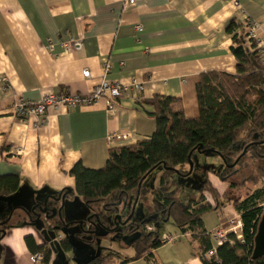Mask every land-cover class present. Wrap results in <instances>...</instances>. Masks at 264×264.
Instances as JSON below:
<instances>
[{
	"label": "crops",
	"instance_id": "obj_1",
	"mask_svg": "<svg viewBox=\"0 0 264 264\" xmlns=\"http://www.w3.org/2000/svg\"><path fill=\"white\" fill-rule=\"evenodd\" d=\"M126 1L0 0V175L19 177L14 193L0 195V222L10 211L11 217L15 215L0 237V264H36L30 259L25 237L31 236L36 245L50 247L39 227L48 224L55 228L58 223L47 220L37 225L31 210L38 213V206L45 200L48 209L59 207L60 202L52 197L66 188L70 190L66 191L64 205L72 203L69 199L75 200V196L81 200L69 174L75 163L100 168L109 148L131 145L151 135L155 127L149 103L152 97H176L187 119L199 115L195 88L201 73H235L232 40L226 32L231 19L242 22L249 17L260 25L259 32L264 30V0H134L125 9ZM70 39L75 44L69 49ZM106 64L110 66L107 71ZM84 69L89 70L88 78L82 74ZM102 79L120 84L137 79L143 89H133L115 99L113 112L100 98L89 105L50 107L42 116L13 113L12 105L18 100L38 102L47 92L87 95ZM41 118L45 119L43 124L39 123ZM207 178L218 197L213 205L205 193L214 208L203 215L205 229L221 227L237 232L227 224L229 218L238 215L229 204L225 206L229 216L221 212V222L207 225L206 218L219 210V198L229 187L220 175L210 172ZM150 195L143 201V208L147 202L157 208ZM129 199L133 202L132 197ZM82 209L85 212L75 219L92 213L89 217L94 221V215L101 212H94L100 205L91 211ZM67 219L73 221L65 216L63 221ZM177 231L180 234L174 235L195 244L164 242L149 255L131 260L132 240L128 245L120 238L118 243L103 240L107 250L98 253L94 249L87 262L98 264L97 256L112 254L108 264H202L198 242L189 232ZM64 239L69 242L68 249L63 248ZM54 240L69 264L79 263L68 237L59 231ZM75 244L97 246L93 239H80ZM54 248L48 262L39 264H54L58 252Z\"/></svg>",
	"mask_w": 264,
	"mask_h": 264
},
{
	"label": "trees",
	"instance_id": "obj_2",
	"mask_svg": "<svg viewBox=\"0 0 264 264\" xmlns=\"http://www.w3.org/2000/svg\"><path fill=\"white\" fill-rule=\"evenodd\" d=\"M226 32L232 40L230 52L236 62L235 73H201L195 88L199 109L196 118L184 116L180 99L156 95L149 100L155 123L151 135L131 145L109 148L100 168H87L77 162L69 170L81 200L87 205L102 204L98 218L103 225L108 221L107 214L122 207L129 197L133 202L136 200V206L146 200L148 193L152 194L153 203L160 207L151 206L135 220L133 231L138 233L130 243L134 249L131 260L144 253L149 255L151 249L163 243L160 227L170 219L174 226L183 233L190 232L191 238L198 242L202 264H264V256L251 258L257 225L264 213V184L244 198L233 200L232 206L240 217L241 239L236 237V232L227 233V238L233 242L219 245L211 257L205 256L211 248V240L203 215L214 209L206 201L205 193L216 199V189L206 177L199 183L197 195L184 201L177 200L170 191L175 184L173 174L186 176L191 173L189 168H181L189 165L188 159L195 152H215L221 156L225 167L219 175L230 188L242 187L248 181L255 184L254 179L264 178V68L257 53L250 50L253 43L245 44L243 21L231 19ZM246 159L254 162L255 173L251 172L238 184L233 178L246 163L248 165ZM158 167H161L158 184L152 188L145 184V178ZM18 187V175H0V195L12 194ZM63 193L66 194V189ZM159 213L164 222L160 227L157 224ZM129 216L130 211L121 217L128 220ZM9 220L0 222V230H6ZM149 225L154 230H147ZM25 243L31 253H43V263L48 262L54 248L36 245L31 236L25 237ZM62 245L64 249L69 248L66 239ZM111 255L97 256L98 264H108Z\"/></svg>",
	"mask_w": 264,
	"mask_h": 264
},
{
	"label": "rangeland",
	"instance_id": "obj_3",
	"mask_svg": "<svg viewBox=\"0 0 264 264\" xmlns=\"http://www.w3.org/2000/svg\"><path fill=\"white\" fill-rule=\"evenodd\" d=\"M43 124V123H41ZM248 162L244 165L243 168H241V170L239 171V173L235 176V178H233L234 181H237L236 183H240L242 182L243 178L246 176H249L252 173H255V164L254 162H250V159H246ZM191 161H192V170L191 173L189 175L186 176H179L177 174H173V179L175 181L174 186L170 189V191H172V195L177 199V200H186L189 196H196L197 195V187L199 186V183L205 179L206 177H208V173L212 172L215 173L217 175H219L220 171L224 169L225 167V163L223 162L221 156L215 152H208L205 154H201V153H193L192 157H191ZM183 168L181 169H188L190 170L189 165H184L182 166ZM160 172H161V167L156 168L155 170H153L146 178H145V184H147L148 186H151L152 188L155 186V184H158V178L160 176ZM255 180V184H253V182L251 183L250 181H248L244 186L242 187H228L225 194L219 198V204H220V208L219 210H217L216 212H213V216L212 218L209 216L206 218V223L209 226L214 225L215 223H219L221 222L220 220V214L222 212V215L224 217L229 216V209L226 208L225 206L227 204L232 206V202L235 199H242L244 198V196H246V194L252 192L254 189H256L257 187H260L262 184H264V178L260 177V178H256ZM228 183V182H227ZM229 186V184H228ZM70 195V194H69ZM209 201L211 203H213V205L215 204L214 199H212L210 197L209 194H206ZM150 198L153 199L152 194L150 195ZM2 199V198H1ZM72 201V203H66L62 206L61 209V215H62V219L64 218V216L66 218H73V221L70 220H66V223H69V225L67 227H65L64 225L59 226L60 224L57 225V227L59 228L57 231L55 230V228H49L47 227L48 224L45 227H39L40 232H42V229H47V233L48 235L52 238L53 243L56 247V249L58 250L56 256H55V262L54 264H69V260L68 257H66L64 255V251L61 248V246L56 242V240H54L56 233H58L59 231H61V233L68 237V239L73 243L74 245V252H75V258L77 260H79L78 264H90L89 262H87V256L89 258H91V254L94 252V249L98 251V253L100 252H105L107 250L106 248V244L103 243V240L106 241H113V243H118L117 238H120V240H122V242L126 245H128L130 243L131 240H133L136 235H137V230L133 231V227L135 224V220L139 219L143 213H145L144 209H150V207L152 206L150 203L152 202H147L146 203V208H143L141 205H143V202H139L137 203V205L133 208V210L131 211L130 208L133 207V202L128 199L127 200V204L126 207H116L117 211L119 213H114L112 214L111 212H109L107 214L108 216V221L104 223V226H102L100 223H98L97 221V215H94V221H89L88 218L90 215H92V213H90L88 216L83 217V219H75L76 215L81 214L85 211H83V207H85L88 211H91L92 208H94L95 205H100V209L98 211H94L96 212V214H98V212H100L102 210V204L101 203H93L90 205L85 204L82 200H79L78 196H75V200L69 199ZM82 201V202H80ZM151 201V200H150ZM77 202V203H76ZM262 206L264 207V202L262 203ZM157 207L159 208L160 206L157 205ZM130 211V216L129 219L124 220L126 222H124L123 224H121V226H117L116 227V221L114 220L115 215L116 214H122L123 216H125L128 212ZM133 212V213H132ZM132 213V214H131ZM217 214V215H216ZM161 215L162 214H158L157 217L159 218V220L157 221V224L160 225L163 224L164 222L161 221ZM37 215L36 213L33 214V218H35ZM8 217H11V211L8 213L7 216H5V219H8ZM125 218V217H124ZM15 219V215H13L10 220H9V224H6V227H8L10 225V223H13V220ZM230 219V222L227 223L228 225H230V227L236 225L237 220L239 219V216H232ZM166 220V218L164 219ZM232 221V222H231ZM47 220L44 218H41L40 220H37V225H42V224H46ZM80 222H82L80 224ZM96 223H98V225H96ZM231 223V224H230ZM224 227L226 225H223ZM234 228V227H233ZM96 229H100L99 232H95V233H91L96 231ZM236 229V233H239V228H235ZM3 230V229H1ZM147 230H154V227L149 225L147 226ZM213 230V229H212ZM210 230V232L212 231ZM84 231H91L88 233H84ZM165 232L166 234H171L174 235L175 232L177 234H180V232L177 231V227L174 226V224L172 223V220H168L165 221L163 227H160V232ZM226 231V230H225ZM233 232H235V230H231ZM230 231V232H231ZM190 233V232H189ZM229 233V232H227ZM57 239L60 238V236L57 235L56 237ZM184 236H180L177 237L175 239L176 242L182 241L183 244H195L192 240L190 241L189 239H184ZM80 239H93L95 241V243H97L96 247H92V246H88V245H83L80 244L79 246H75L76 242H78ZM1 251V249H0ZM40 252V251H38ZM69 256H71L69 254ZM92 261H95L94 259H91ZM97 261H95L94 264Z\"/></svg>",
	"mask_w": 264,
	"mask_h": 264
},
{
	"label": "built area",
	"instance_id": "obj_4",
	"mask_svg": "<svg viewBox=\"0 0 264 264\" xmlns=\"http://www.w3.org/2000/svg\"><path fill=\"white\" fill-rule=\"evenodd\" d=\"M134 4V0H127L124 8L130 7ZM234 4L238 6V3L234 1ZM244 26L246 27V38L245 44L252 45L251 51H255L259 56L262 67L264 68V30L261 32L260 25L246 17L243 21ZM137 30L140 31L141 27H137ZM75 44L73 39H70L67 44V48H71ZM109 65H105V71L109 69ZM84 77H89L90 73L88 69H84L82 72ZM136 89L138 91L143 89L142 83L133 79L129 84H120L116 82H111L105 79H102L98 84H96L87 95H78V94H70L67 92H61L58 94L47 92L45 93L38 102H27L23 100H18L12 105L13 113L19 116H42L45 114L46 110L50 107H76L78 105H89L98 99H104L106 108L109 112H113V105L115 99L120 97L121 95ZM45 119L41 118L39 123H44ZM115 134L109 136V138H113ZM120 137L126 138V134H121ZM239 216V215H237ZM230 221V220H229ZM232 222V221H231ZM241 225L240 217L236 222V225L232 226L234 228H239ZM211 240V248L205 254L206 257H211L215 255L216 249L219 245L224 242L232 243L231 239L227 238V231H225L221 227H217L213 229L211 232H208ZM236 237L241 239V234L236 233ZM177 238L176 235L164 234L161 237V242H171ZM60 239V238H59ZM30 259L33 263L39 264L43 261V253L42 252H34L31 253Z\"/></svg>",
	"mask_w": 264,
	"mask_h": 264
},
{
	"label": "water",
	"instance_id": "obj_5",
	"mask_svg": "<svg viewBox=\"0 0 264 264\" xmlns=\"http://www.w3.org/2000/svg\"><path fill=\"white\" fill-rule=\"evenodd\" d=\"M245 150V149H244ZM243 150V152H244ZM188 164H189V167H190V171L192 170V161L191 159L189 158L188 159ZM70 189L69 188H66V191H69ZM64 196H65V193H59L58 196L56 197H52L54 199L55 202H60V205L59 207H53V208H50L48 209L47 205H46V200L43 202V206L39 205L38 208H39V212L36 213V219L40 220L41 218H44L46 220H55V224H61V225H64V226H68L69 223H65L62 219V215H61V209H62V206H63V202H64ZM135 203H136V200L133 202V207H131V211L133 210V208L135 207ZM126 202L122 205L123 208H125L126 206ZM29 213V212H28ZM31 213H35L33 211V209L31 210ZM133 213V212H132ZM131 213V214H132ZM42 216V217H41ZM56 218V219H55ZM97 221L99 223V218H98V215H97ZM116 219H120V214H116L115 217ZM8 219H10V217H8ZM7 219V220H8ZM89 221H91V218L89 217L88 218ZM126 222V221H125ZM82 222H80L81 224ZM98 223H96V225H98ZM124 223V222H123ZM57 224V225H58ZM101 224V223H100ZM102 226H104L103 224H101ZM59 228L56 226L55 227V230L57 231ZM97 230V229H96ZM2 232V234L5 232V230H0ZM43 235H44V239L45 241L50 245L51 248H54V243H53V240L52 238L48 235L47 233V229H42V232H41ZM55 249V248H54ZM264 256V213L261 215L260 219H259V222H258V225H257V230H256V234L254 236V245H253V251H252V255H251V258L252 259H258V258H261Z\"/></svg>",
	"mask_w": 264,
	"mask_h": 264
},
{
	"label": "flooded vegetation",
	"instance_id": "obj_6",
	"mask_svg": "<svg viewBox=\"0 0 264 264\" xmlns=\"http://www.w3.org/2000/svg\"><path fill=\"white\" fill-rule=\"evenodd\" d=\"M114 213H119V212H118L117 209H116V211L113 212L112 214H114ZM121 216H123V215L120 214V219H119V220H118V219L115 220V221H116V227H117V226H120L121 224H123V222H125Z\"/></svg>",
	"mask_w": 264,
	"mask_h": 264
}]
</instances>
